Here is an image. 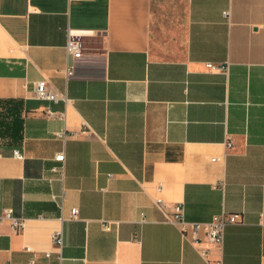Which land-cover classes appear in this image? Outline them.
I'll return each mask as SVG.
<instances>
[{
	"label": "crops",
	"instance_id": "0c3cea01",
	"mask_svg": "<svg viewBox=\"0 0 264 264\" xmlns=\"http://www.w3.org/2000/svg\"><path fill=\"white\" fill-rule=\"evenodd\" d=\"M69 29L90 34L67 77ZM178 203L235 214L224 264H264V0H0V211L26 219L0 223V264L54 263L62 215V264H209L166 220Z\"/></svg>",
	"mask_w": 264,
	"mask_h": 264
},
{
	"label": "built area",
	"instance_id": "2783aa9c",
	"mask_svg": "<svg viewBox=\"0 0 264 264\" xmlns=\"http://www.w3.org/2000/svg\"><path fill=\"white\" fill-rule=\"evenodd\" d=\"M229 14V11L226 12ZM90 32L86 30L79 29H69L68 30V39L66 43V51L68 55L67 60V68H66V76L69 77L73 73V65L69 61L70 57L77 58L83 54L84 51V36L89 35ZM208 67L216 68V65L212 63L207 64ZM34 92L35 95L39 99L49 100V101H64L68 103L70 98L68 96L67 89L60 90L56 86L52 85L47 79H40L35 81L34 83ZM58 117L61 119H65L66 113L59 112L57 113ZM47 116L55 115V112L51 109L46 110ZM70 133L63 129L56 133L57 137L66 140ZM14 155L18 158H23L24 154L20 149L14 150ZM55 160L57 164L52 167V171L58 174L59 178L64 182L66 175V155L65 151H59L55 155ZM66 197V189L63 188L60 193H52V198L54 200L60 201V206L63 207V203ZM159 205L162 206V202H159ZM184 205L182 203H178L174 205V211L169 213L166 217V220L173 223L178 227L181 232L183 239L190 241L194 244L201 256L209 263V264H224V260L222 257V245L224 242L225 236V228L230 223L237 222V218L235 214L227 213L226 211H222L219 214L213 216L210 221H188L184 216ZM79 215L78 207L71 208V218H77ZM3 219H9L12 227L16 231L24 230L26 226V219L24 216H17L14 214V210L12 208H6L0 211V223ZM61 221L58 227H56L51 234V241L54 246V250L45 251L44 256L46 258H51L53 254H55L56 261L52 264H62L63 262V254L62 249L64 246V229H63V219L64 216H61ZM105 228L109 227V223L104 225ZM218 249V254L215 257H211L214 250ZM26 250H32L30 246H25ZM26 264H38L33 257Z\"/></svg>",
	"mask_w": 264,
	"mask_h": 264
}]
</instances>
